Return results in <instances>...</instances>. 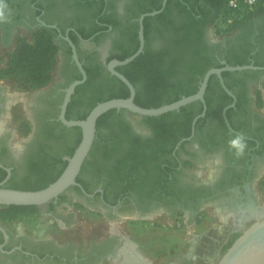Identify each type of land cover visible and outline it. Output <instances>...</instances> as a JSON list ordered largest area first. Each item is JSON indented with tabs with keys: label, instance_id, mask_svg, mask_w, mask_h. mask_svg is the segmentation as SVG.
<instances>
[{
	"label": "flooded vegetation",
	"instance_id": "af4514ba",
	"mask_svg": "<svg viewBox=\"0 0 264 264\" xmlns=\"http://www.w3.org/2000/svg\"><path fill=\"white\" fill-rule=\"evenodd\" d=\"M10 1L16 5L17 13L0 16L2 29L7 31L11 26L24 25L36 31L47 26L43 21L57 25V28L48 27L57 30L62 61L58 78L32 89L27 101L32 127L27 135L14 133L9 127V120L13 122L16 117L18 101L5 88L8 86L6 77L0 76V183L5 187L24 188L26 180L34 181L40 176L39 171L48 172L56 165L62 166L82 132L60 119L66 88L77 80L78 68L73 52L69 57L66 35H75L79 57L91 73L89 76L87 72L86 80L77 85L79 91L73 93H77L73 111L87 98L121 87L123 81L108 65L137 47L139 19L146 13L140 12L151 4L162 6L155 9L160 10L158 13L147 15L146 22L144 19L149 39L147 44L145 42L143 58L155 56L163 69L173 67L176 73L138 77L136 93L143 95L148 79L159 82V77H164V88L172 79L184 86L192 78L197 92L211 68L235 66L233 64L240 59L264 66L257 64V61L264 62V12L244 17L243 23L235 29L220 33L209 0H166L165 5V0ZM130 63L118 65L116 69L120 71L118 67L123 66L128 72H136L137 65ZM189 65L206 72L204 75L185 73L183 70ZM222 77L227 88L214 73L205 91V101L195 100L185 105L184 110L182 107L173 110L180 114L194 113L190 134L168 136L157 152L149 154L144 165L132 164L124 152L126 142L122 140L113 144L109 156L89 155L79 174L90 186L87 192L92 196L73 185L57 200L40 206V215L51 218L56 225L48 235L40 236L33 231L35 228L47 231L46 220H39V225L29 229H15L13 225L19 221L3 222L0 218L4 228L0 227V264H108L107 261L113 264L117 254L129 252L125 248H131L132 243L127 230L119 226L91 238L72 236V231H83L89 224L87 216L79 214L84 210L102 216L93 223L103 230L104 224L127 215L141 220L165 215L174 221L181 216L185 220L190 215L191 220H195L202 209L221 206L227 212L225 218L235 225L225 243L232 234L241 232L245 224L255 221L259 198L255 188H264V103L261 104L259 97L261 94L264 98V69H225ZM116 112L127 123L126 130L113 129L118 137L141 142L154 138L153 130L141 117L129 110L117 109ZM115 115L109 114L107 120H113ZM3 119L7 121L3 123ZM182 119H178L179 122ZM103 130L109 137L108 127ZM237 134L248 142L245 154L239 157L228 144ZM127 166H132L130 181L118 174L123 173L118 171L120 168ZM64 231L68 233H62ZM130 250L132 258L124 264H141L135 258V249Z\"/></svg>",
	"mask_w": 264,
	"mask_h": 264
},
{
	"label": "trees",
	"instance_id": "16d2710c",
	"mask_svg": "<svg viewBox=\"0 0 264 264\" xmlns=\"http://www.w3.org/2000/svg\"><path fill=\"white\" fill-rule=\"evenodd\" d=\"M209 4L213 9L216 18H218L220 14L227 15L229 13V0H209ZM151 5L155 7L150 6L151 8L150 7L144 8L143 11H141L140 13L159 9L162 6L161 4L159 5L151 4ZM258 12H264V6L261 5L258 6L254 11L246 13L244 17L248 18L251 15ZM140 13L138 15H140ZM245 18H242L241 20H236L227 28L219 27V32L221 33L223 31H232L237 26L242 24ZM147 19L148 17L145 18V22ZM70 36L76 43L77 41L75 40V35L72 33ZM145 39L147 44L149 39L147 29H145ZM136 41H137V47H135L134 50L128 52L127 55L118 57V59L123 60L137 51L140 44L138 33H137ZM65 42L67 43L69 50V57L71 58L72 57L71 46L67 41ZM60 48L61 47L57 40V30L54 28H50L48 26H43L35 31L34 39L32 42L24 38L17 39L14 53L10 56V58H8L6 65L1 68L0 76L4 78V77H12L17 74H25L27 76V82L30 88L33 89V88L46 86L52 80V71L54 70ZM143 56L144 54L141 53L139 56L135 58L134 61L130 63L133 65L134 64L137 65L136 72H128L125 70L123 66L118 67V69L123 74H125L135 86L137 85L138 77L141 78V76L143 77L145 76L148 77L151 75L157 76L163 73L164 74L162 76H165L176 73V70L173 69V67H170L168 70L163 69L162 64L159 63V61L158 62L155 61L154 59L155 56H152L153 58H148V59L143 58ZM248 63L251 62L249 60L240 59L237 62H235L233 65H243ZM257 64L263 65L264 62L257 61ZM84 67L87 70L88 75L91 76L89 68L85 64ZM183 71H185V73L188 74L201 73L203 75L206 72V70H196L193 66L190 65L186 68V70ZM75 78L76 79L82 78V73L79 71L78 68L76 69ZM163 78L164 77H159V82L158 81L152 82L151 80L148 79L145 85V93L142 95L137 91L135 102L143 107H159L164 104L172 103L180 99L184 95L194 94L197 90L192 78L188 82V84L184 86L181 85L180 82H174L173 79L172 80L170 79L171 81L169 82V85L166 88H164L163 86ZM70 82L71 81H69L68 84ZM79 88L80 86L76 87V92L79 91ZM76 94L77 93H75L72 96V99L68 106V110H67L68 119H85L92 110V108L97 103L116 97H128L130 95V89L124 82H122L121 87H119L118 89H114V88L110 89L108 90L107 93L99 92L97 95L87 98L86 101L82 102L81 107L78 108L77 111H73L72 104L75 101ZM259 97L261 104L264 103L263 96L260 94ZM185 107L186 106H182L181 110H184ZM122 110H127V109L122 108ZM116 111H117L116 108L111 109L99 117L97 122V135L89 155L95 156L98 154L99 155L102 154L105 156H109L114 149L113 144L115 143L119 144L122 140L126 142L124 152L126 153L127 158L131 162H133L132 164H135L134 166L139 165L138 167L144 165L147 162L149 154L155 152L156 149H159L163 144L164 139H166L168 136L172 137L175 133H181V135L188 136L190 134L191 125L194 118V113L180 114V112L176 113V111H170L155 116L140 115L134 113L135 115L141 117L142 121L153 130V134H154L153 139L147 142H141L139 139L120 138L115 134V132L113 131L115 127H120L122 130H126L127 128V123L123 120L122 115L118 114V112ZM112 113L116 115L114 116L113 120L108 121L107 116ZM181 117H183L182 122H179L178 119H180ZM105 126H107L110 131L109 137L108 136L106 137L107 134L103 130ZM76 127L81 129V127L79 126ZM81 139H82V132L80 133V136L76 140V143L70 148L69 150L70 156L73 155ZM153 148L155 150H153ZM86 162H88V158L86 159ZM67 164L68 161H63L62 166L57 167L56 165V168L53 169L52 171H48V172L39 171L38 173H40V176L37 177L36 180L34 181L26 180L24 183L25 185L23 186L24 188H20V189L37 190L46 187L61 175ZM84 168L85 166H83L82 171ZM130 168L132 169V166H127V168H123V169L120 168V170L118 171L119 172L122 171L125 174L121 172L118 174H121L123 176L125 175L126 179L130 181L131 179L129 175ZM34 171L36 172L38 170H34ZM77 180L84 185L87 191H90V186H88L83 181L80 174L77 177ZM262 186L264 187V180L262 181ZM126 188L128 189L127 185ZM51 203H52L51 206H54V203L53 202ZM40 214H41V208L39 205H16V204L0 205V218L3 222L25 221L30 223L34 219L38 218ZM241 233L242 232H237L231 235L228 242L225 243L222 248V255L228 250V248L234 243V241L239 237Z\"/></svg>",
	"mask_w": 264,
	"mask_h": 264
},
{
	"label": "rangeland",
	"instance_id": "374dc122",
	"mask_svg": "<svg viewBox=\"0 0 264 264\" xmlns=\"http://www.w3.org/2000/svg\"><path fill=\"white\" fill-rule=\"evenodd\" d=\"M15 6L16 5L10 0H0V16L10 17L17 13L16 8H14ZM34 33V29L31 30L24 25L11 26V29H7V31H4L0 26V67H4L8 58L14 53L17 39L24 38L32 42L34 39ZM61 61L62 53L59 52L54 70L52 71L51 82L58 78L57 71ZM5 82L8 84V86H5L8 93H12L15 100L18 101L16 117L13 122L11 119L9 120V127L13 129L14 133L21 136L27 135L32 127L29 118L30 114L27 110V101L32 93V88H30L25 74L6 77ZM135 118L138 120V117ZM6 121V119L2 120L3 123ZM255 190L259 195L257 209L259 206L264 205V188H255ZM222 208L223 207L221 206H208L197 213L195 220H191L190 215H187L185 220L182 219L181 216L175 221L165 215L160 216L158 219L151 218L149 220H141L135 218L134 215H127L126 217H120L111 223L108 222V225L104 224L105 228L103 230L98 227L99 225L93 223L94 221L98 222L99 219H102V216L94 214L92 211L86 213L84 210L79 214L80 216H87L89 219V227L86 224L83 231L77 229L74 230V232L72 231V236L83 235L85 239L87 237L91 238L94 235L104 234V232H107V229H115L119 226L121 229L123 228L127 230L126 235L131 243L134 241L135 243L133 244H140L143 248L144 245L147 248L155 246L153 256L156 258L177 255L183 250L182 246L186 243L188 248H191L192 251L195 252V254L192 255V261L194 264H216L222 255V246L227 241L229 233L232 232L235 226L228 217L225 218L227 212L223 211ZM39 220L42 222L46 220L49 223V229L44 231V234L49 233L53 226H56L51 218L40 215L30 223H24L22 221L16 222L13 227L15 229H29L34 225H39ZM251 223L252 222H248L245 224L241 230L243 231ZM190 224H192L194 228H192ZM62 233L68 232L64 231ZM197 242H199L198 244L202 247V249L200 248L198 250L199 253L197 248L194 247ZM107 263L111 264L109 261H107ZM162 264H168V262L163 261Z\"/></svg>",
	"mask_w": 264,
	"mask_h": 264
},
{
	"label": "water",
	"instance_id": "95a60500",
	"mask_svg": "<svg viewBox=\"0 0 264 264\" xmlns=\"http://www.w3.org/2000/svg\"><path fill=\"white\" fill-rule=\"evenodd\" d=\"M166 0L164 1V5ZM160 10L146 12L140 17V46L136 52L126 57L125 59H113L108 67L110 71L118 76L130 89L128 97H116L97 103L85 119H68L67 109L72 99V95L76 90L77 85L84 82L87 78V70L81 61L77 46L69 35L64 36L70 43L73 52V60L77 64L82 73V78L73 81L67 88L61 105L60 119L68 126H79L82 129V139L75 149L73 155L68 157V164L61 175L49 185L44 188L32 189H18L2 186L0 183V205H39L42 206L57 198L64 193L70 186H79L85 194H89L85 187L77 180V177L82 169L85 160L88 158L89 153L93 147L97 135V122L101 115L111 109L125 108L132 113L140 115H161L163 113L179 110L195 100L205 101V91L212 74L216 73L221 77L222 83L225 88L222 71L225 69H248L259 68L264 69V66H257L254 64L226 66L224 68H211L202 81L199 90L191 95H184L180 99L164 104L159 107H143L135 102L136 88L132 81L122 72L116 69L118 65H125L133 61L139 56L145 47V30L144 19L147 15H154ZM44 25L57 28L55 24H47L43 21ZM196 120H194V123ZM101 191H103L101 189ZM92 196V194H89ZM257 218L248 227H246L228 250L221 255L216 264H264V205L259 206L255 212ZM0 227L4 230L1 225Z\"/></svg>",
	"mask_w": 264,
	"mask_h": 264
},
{
	"label": "crops",
	"instance_id": "0c3cea01",
	"mask_svg": "<svg viewBox=\"0 0 264 264\" xmlns=\"http://www.w3.org/2000/svg\"><path fill=\"white\" fill-rule=\"evenodd\" d=\"M190 226H192V224H190ZM192 228H194L192 226ZM42 228H38V229H34L33 231H35V233L37 235H48L47 233L44 234L43 230H41ZM207 237V236H206ZM133 241V240H132ZM200 241V240H199ZM135 243L134 241L132 242V247L130 248H125L127 249L129 252H123L121 251L119 254H117L116 257H114L113 259V264H124L125 261L131 259L132 257V252L130 253V249H135L136 255L135 258L136 260H138L141 264H162L163 261L168 262V264H194V262L192 261L193 258V254H195L194 251H192L191 248H188L187 244L185 243L184 246H182L183 250L180 251L179 254L177 255H168V256H164L163 258H156L155 256H153V252H154V248L155 246H151L149 248H147L144 245V248L142 246H140V244H133ZM139 243V242H138ZM199 242H197V244H195V248H197V251L202 247L201 245L198 244ZM134 252V251H133ZM199 253V251H198ZM133 260V259H132Z\"/></svg>",
	"mask_w": 264,
	"mask_h": 264
},
{
	"label": "built area",
	"instance_id": "2783aa9c",
	"mask_svg": "<svg viewBox=\"0 0 264 264\" xmlns=\"http://www.w3.org/2000/svg\"><path fill=\"white\" fill-rule=\"evenodd\" d=\"M260 5L264 6V0H229V13L227 15L220 14L217 18L219 27L227 28Z\"/></svg>",
	"mask_w": 264,
	"mask_h": 264
},
{
	"label": "clouds",
	"instance_id": "9594fccd",
	"mask_svg": "<svg viewBox=\"0 0 264 264\" xmlns=\"http://www.w3.org/2000/svg\"><path fill=\"white\" fill-rule=\"evenodd\" d=\"M228 144L238 157L243 156L248 148L247 139L241 134H237L230 138Z\"/></svg>",
	"mask_w": 264,
	"mask_h": 264
}]
</instances>
